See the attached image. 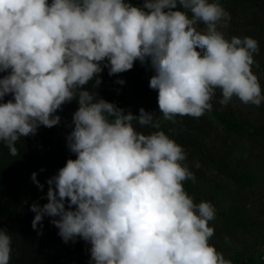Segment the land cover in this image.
Segmentation results:
<instances>
[{"label": "clouds", "instance_id": "1", "mask_svg": "<svg viewBox=\"0 0 264 264\" xmlns=\"http://www.w3.org/2000/svg\"><path fill=\"white\" fill-rule=\"evenodd\" d=\"M230 19L209 0H145L142 8L124 0H0V73H7L0 78V141L17 156L21 137L57 125L53 113L78 103L67 137L76 158L47 181L48 202L31 205L34 230L45 215L59 216L52 221L58 235L88 242L93 264H232L209 243L215 208L185 191L183 182L195 176L161 121L144 108L125 114L84 90L93 80L100 85L103 67L111 76L150 59L149 87L165 120L203 116L217 89L221 105L236 97L260 106L252 71L258 42L227 39L219 28ZM137 124L156 131L144 134ZM11 251L0 229V264H9Z\"/></svg>", "mask_w": 264, "mask_h": 264}, {"label": "trees", "instance_id": "2", "mask_svg": "<svg viewBox=\"0 0 264 264\" xmlns=\"http://www.w3.org/2000/svg\"><path fill=\"white\" fill-rule=\"evenodd\" d=\"M211 1L244 8L253 21L245 37L257 40L264 71V0ZM124 2L142 8L145 0ZM154 74L150 59L143 64L137 60L131 70L111 76L108 68L103 67L100 85L94 87L93 80L84 90L96 92L98 98L114 103L125 114L130 111L138 115L140 108L154 113L161 121L160 130L187 153L184 163L195 180L183 182L185 191L194 203L207 201L216 207L218 221L211 226L214 235L210 245L232 264H264V123L254 124L243 114L221 105L219 89L212 100V110L203 116H176L175 122L165 120L159 111L158 92L149 87ZM5 75L6 72L0 73V78ZM121 80L123 84L118 82ZM9 99L11 94L4 102ZM77 109V100L73 99L53 113L60 117L57 125H41L34 135L21 137L15 145L17 156H12L0 141V229L11 237L9 264H93L88 242L76 237L65 243L58 235L59 229L52 221L59 216L45 215L38 229L32 228L35 213L31 205L42 207L48 202L47 181L68 159L76 158L67 147V137L74 130L73 114ZM135 127L144 134L156 131L138 124ZM256 148H260L259 155ZM196 162L199 168L195 167ZM209 169L216 174H210ZM33 173L43 188L33 181ZM68 207L65 200V208Z\"/></svg>", "mask_w": 264, "mask_h": 264}, {"label": "rangeland", "instance_id": "3", "mask_svg": "<svg viewBox=\"0 0 264 264\" xmlns=\"http://www.w3.org/2000/svg\"><path fill=\"white\" fill-rule=\"evenodd\" d=\"M209 2H214V1L209 0ZM218 3H220L221 6L231 16V19L228 22L227 27H221V28H219V30L221 32H223L225 37L229 40L233 36L240 37V38L245 37L246 30L252 26L251 23L253 21H251L249 19L250 17L247 14V12H245L244 8H242L241 5H235V4H231V3H229V4L221 3V2H218ZM204 27L205 26L203 24L198 25V28L200 30H203ZM254 60H255V64L252 67V71L255 75H257L258 80H259L260 85H261L262 95H264V71H262V69H261L262 58H261L260 54H255ZM257 65H258V67H257ZM219 98L221 99L222 96ZM226 106L230 107L231 109L237 111L240 114H243L247 119H249L254 124L264 123V102H262L260 106H255V105H251V104L246 105V104L242 103L238 98L233 97L232 100L227 105H224V107H226ZM240 146H241V144H238L237 147L240 148ZM255 153L259 155L261 153L260 148L259 149L256 148ZM262 153L264 154V149H262ZM208 172L210 174H213V175L216 174L215 172H213L210 169L208 170ZM215 211H216V216H215V219L213 221L209 222L210 227L212 225H214L216 223V221H218L216 207H215Z\"/></svg>", "mask_w": 264, "mask_h": 264}, {"label": "built area", "instance_id": "4", "mask_svg": "<svg viewBox=\"0 0 264 264\" xmlns=\"http://www.w3.org/2000/svg\"><path fill=\"white\" fill-rule=\"evenodd\" d=\"M263 260H264V257H263Z\"/></svg>", "mask_w": 264, "mask_h": 264}]
</instances>
